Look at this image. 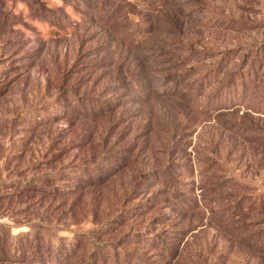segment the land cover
<instances>
[{
  "label": "rangeland",
  "instance_id": "rangeland-1",
  "mask_svg": "<svg viewBox=\"0 0 264 264\" xmlns=\"http://www.w3.org/2000/svg\"><path fill=\"white\" fill-rule=\"evenodd\" d=\"M264 264V0H0V264Z\"/></svg>",
  "mask_w": 264,
  "mask_h": 264
},
{
  "label": "trees",
  "instance_id": "trees-1",
  "mask_svg": "<svg viewBox=\"0 0 264 264\" xmlns=\"http://www.w3.org/2000/svg\"><path fill=\"white\" fill-rule=\"evenodd\" d=\"M87 262H88V264H91L89 260Z\"/></svg>",
  "mask_w": 264,
  "mask_h": 264
}]
</instances>
